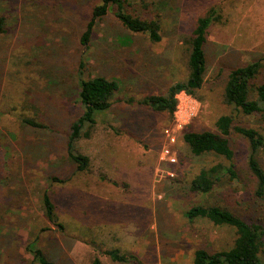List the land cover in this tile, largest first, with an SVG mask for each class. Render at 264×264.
<instances>
[{
	"label": "rangeland",
	"instance_id": "374dc122",
	"mask_svg": "<svg viewBox=\"0 0 264 264\" xmlns=\"http://www.w3.org/2000/svg\"><path fill=\"white\" fill-rule=\"evenodd\" d=\"M100 1L0 0L7 29L0 33V264H29L32 235L40 236L56 264H129L105 253L114 249L133 255L131 264H194L196 248L228 249L235 232L207 219L190 221L188 209L220 205L247 220L264 217V200L256 199L248 173L245 138L232 135L233 160L195 155L183 138L188 131L216 132L221 115L235 114L224 100L231 69L261 60L258 80L264 79V0H159L162 40L133 35L128 47L119 36L130 32L110 14L98 22L85 55L81 36ZM212 7L220 19L208 30L202 88L187 93L189 98L179 92L173 113L141 105L144 96L166 95L188 78L189 39L197 19ZM82 58L85 76L117 78L121 87L112 107L96 115L90 137L75 141V151L90 159L88 170L76 174L67 143L82 114L77 101ZM179 100L182 105L190 100L197 115L171 146L177 162L170 164L161 152ZM24 118L44 127L27 125ZM243 121L264 132L262 115ZM260 160L264 165V154ZM218 163L224 170L234 163L239 177H225L209 193L191 192L195 176ZM46 190L64 230L44 216Z\"/></svg>",
	"mask_w": 264,
	"mask_h": 264
},
{
	"label": "trees",
	"instance_id": "16d2710c",
	"mask_svg": "<svg viewBox=\"0 0 264 264\" xmlns=\"http://www.w3.org/2000/svg\"><path fill=\"white\" fill-rule=\"evenodd\" d=\"M133 8V11L129 7ZM156 7V10L153 7ZM162 1L157 0H101L90 12L85 31L81 36V43L85 47V55L90 48V42L98 22L106 16H113L128 33H121L119 40L122 46H131L133 35H144L151 42L162 40L163 21L165 16L160 9ZM220 15L212 7L206 14L199 17L189 39L191 52L189 55V74L185 81L171 85L166 95L152 94L144 96L139 103L158 112L173 113L176 108V95L181 91L196 94L204 84L207 70V34L210 26L219 21ZM6 19L0 16V33H6ZM85 58L79 62L77 101L82 108V114L72 125V131L67 143L69 160L76 165V174L88 170L90 159L87 155L75 151L74 143L84 137H90L91 130L96 124V115L109 110L113 98L120 90L121 83L117 78L103 75L85 76ZM261 60H254L248 64L231 69L227 75L224 87V100L233 107L235 114H223L216 121L217 131H188L184 134V141L195 155L214 154L227 160H233L235 150L231 137L238 134L245 138L250 146L247 166L249 177L253 181V191L258 201L264 200V165L260 154H264V132L243 121L252 116L264 117V79L258 80L262 73ZM25 101L31 102L29 98ZM29 106H33V103ZM23 123L34 127H44V124L34 118H24ZM88 127L87 129H85ZM226 171V172H225ZM239 177L237 167L233 163L224 170L221 163L203 168L189 184L193 193H209L223 179ZM54 180H57L54 178ZM58 181V180H57ZM65 181V180H59ZM256 203V202H255ZM42 204L46 219L64 230V225L58 222L56 206L48 191L42 194ZM257 204V203H256ZM259 205V204H257ZM188 220L207 219L217 226H228L234 229L235 239L228 249L209 251L198 247L194 251V264H264V217L252 216L245 219L239 213L220 205H195L185 213ZM42 231H48V228ZM32 235V234H31ZM31 254L29 264H56L52 254L40 245V236H31L26 245ZM113 261L133 263L134 256L121 253L120 250L105 252ZM96 264H99L97 261ZM146 264V263H138Z\"/></svg>",
	"mask_w": 264,
	"mask_h": 264
},
{
	"label": "built area",
	"instance_id": "2783aa9c",
	"mask_svg": "<svg viewBox=\"0 0 264 264\" xmlns=\"http://www.w3.org/2000/svg\"><path fill=\"white\" fill-rule=\"evenodd\" d=\"M181 92L184 93L187 98H189L186 91ZM196 115L197 109L190 100H188L187 103H184L183 105L180 104L179 100L173 124L165 130L168 145H166L161 152L162 161L169 162L170 164H174L177 162V158L173 154L171 146L177 142L178 138L182 134V130L184 129L185 125Z\"/></svg>",
	"mask_w": 264,
	"mask_h": 264
}]
</instances>
